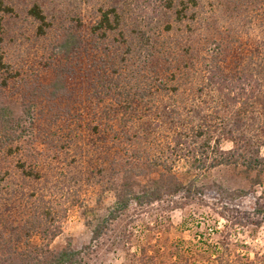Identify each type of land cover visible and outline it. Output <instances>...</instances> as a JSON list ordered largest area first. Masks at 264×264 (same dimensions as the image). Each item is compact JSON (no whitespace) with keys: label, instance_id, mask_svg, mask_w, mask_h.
I'll return each instance as SVG.
<instances>
[{"label":"trees","instance_id":"trees-1","mask_svg":"<svg viewBox=\"0 0 264 264\" xmlns=\"http://www.w3.org/2000/svg\"><path fill=\"white\" fill-rule=\"evenodd\" d=\"M7 2L2 38L14 11ZM28 14L37 38L48 42L55 30L62 38L45 48L54 75L44 85L11 83L18 72L0 54L1 88L45 96L21 114L0 105V264H96L105 238L124 250L121 264H264L237 249L244 221L224 211L221 229L162 235L172 212L204 202L210 171L264 172V34H250L264 27V0H109L87 31L83 17L52 19L38 2ZM73 207L91 240L56 248ZM195 222L185 217L179 228Z\"/></svg>","mask_w":264,"mask_h":264},{"label":"rangeland","instance_id":"rangeland-1","mask_svg":"<svg viewBox=\"0 0 264 264\" xmlns=\"http://www.w3.org/2000/svg\"><path fill=\"white\" fill-rule=\"evenodd\" d=\"M7 1L8 4H13L11 7L14 8V11L6 14L3 19L4 28L3 38L0 34V54H3L6 62L8 61L12 64L13 71L18 72L16 76L19 80L14 81L13 79L11 83H23L20 82L23 77L28 84L38 79L44 85L47 79L52 78L54 75V69L50 67V52L45 48L48 42L54 43L61 39L62 36L60 35L62 32L59 35L56 30L53 31L48 42L43 38H37L35 35L37 23L29 16V7L34 2H38L49 15V18H52V15H56L58 19L63 18L74 24L78 21L77 17L78 19L83 17L82 26H79V28L87 31L88 23L95 16L97 9L109 0ZM222 23L224 26L227 25V22ZM234 26L238 30H242V25L239 22H236ZM57 27L62 28L60 24H57ZM250 34H252V37L261 38L264 34V27L260 26L251 29ZM6 75L5 71H0V84ZM39 88L34 90L37 91L35 96L31 94V99L28 97L24 99L19 91L14 88L13 84L9 88H1L0 86V105L1 103H8L15 107L17 114H21L23 106L28 101L30 102L34 99L40 104H45V96L42 94L44 90H39ZM222 147L224 150H230L233 147V143L224 140ZM261 154L264 156V148H262ZM258 173L246 172L245 168L235 166H220L210 171L202 179L204 185L202 197L204 202H193L184 210L178 209L172 212L173 226H171L169 231L162 230V235L169 236L171 240L180 237L190 240L194 239L195 234L199 231L206 230L204 223L211 226L214 224L221 229L226 221L219 213L224 211L231 218L240 217L244 221L243 224H237L234 231L233 239L238 241L237 243H241L237 246V249L250 253L252 258L256 257V255L264 258V172L259 177ZM258 179L263 182L258 184L260 181ZM111 200L112 196H109L103 207L98 209L104 212ZM93 201L91 202L92 204ZM185 217H193L196 221H201V224L197 225V222H195V224L192 223L190 228L181 229L179 227ZM145 219L149 222L154 221L150 219V216ZM137 234L141 235L139 230H137ZM91 235V230L85 223L81 209L73 207L67 218L64 219L63 232L54 241V247L60 248L71 242L74 247L81 248L90 242ZM155 237L152 231V239L154 241ZM103 242L94 255V262L96 264H121L125 255L122 247L110 248V242L107 238ZM243 244L246 246H243Z\"/></svg>","mask_w":264,"mask_h":264}]
</instances>
